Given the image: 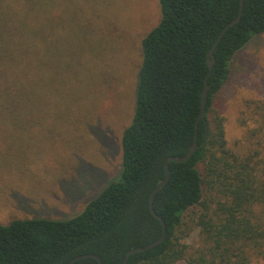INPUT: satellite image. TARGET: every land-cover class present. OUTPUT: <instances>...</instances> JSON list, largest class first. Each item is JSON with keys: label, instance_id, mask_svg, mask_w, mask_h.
<instances>
[{"label": "trees", "instance_id": "1", "mask_svg": "<svg viewBox=\"0 0 264 264\" xmlns=\"http://www.w3.org/2000/svg\"><path fill=\"white\" fill-rule=\"evenodd\" d=\"M54 1L61 0H0V134L24 140L10 154L18 166L29 160L26 172L40 146L68 147L85 124L57 103L62 72L81 64V52L75 63L65 46L73 40L52 45L58 27L45 24L57 14ZM239 2L158 0L159 20L139 45L133 111L118 142V178L71 218L0 223V264H66L84 254L121 264L126 251L160 236L149 194L164 177L165 160L185 155L195 139L203 145L184 163L168 164L169 179L154 197L165 239L126 264H264V102L247 132L250 149L238 153L227 147L224 117L215 108L232 61L264 33V0H243L239 22L218 42L205 116L197 123L207 53ZM194 232L196 241L186 243Z\"/></svg>", "mask_w": 264, "mask_h": 264}, {"label": "rangeland", "instance_id": "2", "mask_svg": "<svg viewBox=\"0 0 264 264\" xmlns=\"http://www.w3.org/2000/svg\"><path fill=\"white\" fill-rule=\"evenodd\" d=\"M54 5L57 14L45 24L51 31L58 27L52 45L73 40L65 46L75 63L77 49L81 52V64L62 72L57 103L68 106L85 124L68 147L44 145L35 156L28 152V172L23 168L29 160L21 161L22 166L11 163L15 155L10 153L24 140L0 134V223L24 217L71 218L118 178V142L133 111L140 41L159 20L158 0H61ZM263 102L264 33L236 55L230 79L216 100L229 149H250L247 132L255 127L251 119ZM67 117L73 121L75 116ZM67 117L62 121L65 128ZM196 239L194 232L186 243Z\"/></svg>", "mask_w": 264, "mask_h": 264}, {"label": "water", "instance_id": "3", "mask_svg": "<svg viewBox=\"0 0 264 264\" xmlns=\"http://www.w3.org/2000/svg\"><path fill=\"white\" fill-rule=\"evenodd\" d=\"M242 8H243V0H240L239 2V10L238 13L236 15V17L231 20L229 23H227L219 32V34L217 35L215 41L213 42V44L211 45L208 53H207V67H208V71H207V75L205 77V82H204V87L201 93V100H200V111H199V115L197 118V123L199 122V120L203 119L205 116V107H206V102H207V95H208V90H209V85L207 83V80L211 74L212 68H213V64H214V58H213V52L218 44V42L220 41L221 37L223 36V34L225 33V31L234 26L235 24H237L241 18V14H242ZM203 145V142L200 143V145L197 144L196 139L195 141L192 143V145L188 148L187 152L185 155L183 156H170L168 157L165 162H164V177L163 179L151 190L150 194H149V198H148V208L149 211L151 213V215L157 219L160 224H161V234L160 236L155 239L154 241L148 243L147 245L143 246V247H135L132 249H129L128 251H126L124 258L121 262V264H126L128 261V258L130 255L135 254V253H139V252H144L150 248L155 247L156 245L160 244L163 242V240L165 239L166 236V227H165V223L163 221V219L156 214L154 207H153V201H154V197L156 195V193L165 186V184L167 183L169 176H170V170L168 167V164L171 162H175V163H184L185 161H187L190 156L196 151V149L200 146ZM82 259H94L97 261L98 264H103L101 258L97 255L94 254H84V255H79L76 256L74 258H72L71 260H69L66 264H73L79 260Z\"/></svg>", "mask_w": 264, "mask_h": 264}]
</instances>
